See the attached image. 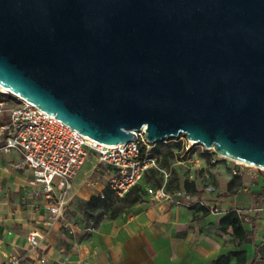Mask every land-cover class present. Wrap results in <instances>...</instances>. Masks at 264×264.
Masks as SVG:
<instances>
[{"label": "water", "instance_id": "95a60500", "mask_svg": "<svg viewBox=\"0 0 264 264\" xmlns=\"http://www.w3.org/2000/svg\"><path fill=\"white\" fill-rule=\"evenodd\" d=\"M0 87L99 144L264 170V0H0Z\"/></svg>", "mask_w": 264, "mask_h": 264}, {"label": "crops", "instance_id": "0c3cea01", "mask_svg": "<svg viewBox=\"0 0 264 264\" xmlns=\"http://www.w3.org/2000/svg\"><path fill=\"white\" fill-rule=\"evenodd\" d=\"M7 120L8 114L0 113V125ZM3 138L0 136V143ZM20 161L21 155L17 152L0 153V264H5L12 255L24 257L29 233L39 230L45 235V250L31 253L27 263L41 264L39 260L43 257L46 259L44 264H62L65 257L59 253L58 242L76 237L83 229L76 219L69 216L73 201L80 198L86 202L98 196L86 186L97 163L80 179L82 170L79 172L69 192L66 217L77 228V232L71 235L59 226L49 228L44 225L47 211L42 187L34 184L31 174L13 168ZM104 173L109 181L112 171L105 168ZM33 192L41 198L27 200L26 197L30 198ZM259 196L263 198L264 192ZM146 198L151 199L149 196ZM217 205L214 203V206ZM236 206L232 205L229 210L239 209ZM222 216L213 212L204 216L201 211L199 216L194 217L188 209L178 210L165 202L153 204L142 200L116 219H104L83 246L66 254L69 259L67 264H212L220 256L239 248L246 251L250 261L253 245L239 247L231 230L222 232L219 226ZM262 239L263 236H258L257 241Z\"/></svg>", "mask_w": 264, "mask_h": 264}, {"label": "built area", "instance_id": "2783aa9c", "mask_svg": "<svg viewBox=\"0 0 264 264\" xmlns=\"http://www.w3.org/2000/svg\"><path fill=\"white\" fill-rule=\"evenodd\" d=\"M2 94L13 96L9 92H3L0 87V96ZM12 98L15 101L6 96L0 98V113L8 114L7 122L0 125V136L4 137L0 151L6 154L19 153L21 161L13 168L31 174L34 184L42 187L47 211L44 221L46 227L59 226L62 231L71 235L77 232L76 225L66 217L70 199L68 195L73 182L92 155L97 157L94 168L101 166L112 171L108 185L119 198H123L131 189L141 184L150 170L162 171L159 166L160 157L152 154L156 144L147 140L144 130L136 132L132 142L107 146L87 139L35 105L16 96ZM186 143L192 144L188 139ZM235 163L233 176L243 177V166L247 165ZM145 189L147 196L156 203L165 202L176 208L195 203L194 195L185 189L171 192L166 184L160 187L147 186ZM235 210L244 222L248 221L243 211ZM212 212L221 213L218 209H213ZM27 240L26 255L15 256L7 264H25L31 253L44 252L45 235L40 230L29 233ZM39 261L41 264L46 263L43 257Z\"/></svg>", "mask_w": 264, "mask_h": 264}, {"label": "rangeland", "instance_id": "374dc122", "mask_svg": "<svg viewBox=\"0 0 264 264\" xmlns=\"http://www.w3.org/2000/svg\"><path fill=\"white\" fill-rule=\"evenodd\" d=\"M2 95L13 97L6 94ZM186 139L184 137V139L167 140L164 142L165 144L160 146L162 158H160L159 166L162 171L155 170V173L148 174L147 186L157 187L166 184L167 189L174 192L183 188L185 182L195 181L198 188V192L193 194L195 203L192 202L194 204L188 207L177 208L178 210L188 209L196 217L201 214L203 205L211 207L212 210L218 209L222 216L232 205L236 204V207L247 215L246 227L250 229L251 225L256 224L258 236L262 237L264 235V197L261 198L259 195L264 192V170L243 166L245 175L243 177L233 176L232 170L236 166L234 160L226 159L213 150H206L202 145L187 144ZM3 144L4 138L0 147ZM0 153L6 154L1 151ZM96 163L97 157L92 155L82 168L79 179L85 173L90 172ZM104 169L101 166L96 168L86 183V186L94 194H101V190L108 184ZM146 197V195L143 196L144 201L157 204ZM26 198L32 200L41 197L38 193L33 192L30 194V198ZM84 202L85 200L80 198L75 199L72 203L73 208L68 211L69 216L76 219V223L83 229L76 237H67L58 242L59 253L65 257L62 264L69 262L67 253L69 254L71 250L83 246L84 242L88 241L96 231L92 228V222L86 219L81 210V204ZM214 203H218V205L214 206ZM15 256L23 257L21 255L9 256L5 264ZM25 264L28 263L25 262Z\"/></svg>", "mask_w": 264, "mask_h": 264}, {"label": "trees", "instance_id": "16d2710c", "mask_svg": "<svg viewBox=\"0 0 264 264\" xmlns=\"http://www.w3.org/2000/svg\"><path fill=\"white\" fill-rule=\"evenodd\" d=\"M0 98H4V96H0ZM8 98L15 101L12 97ZM163 144L165 143L156 144L152 149V154L162 158L160 146ZM150 173H155V170H150L146 174L143 182L131 189L123 198L117 197L109 185H107L102 195L93 196L90 200L82 203L81 210L86 219L89 222H92V228L96 230L104 219L114 220L133 205L142 202L143 196H147L145 188L147 186V177ZM160 186L161 185H158V187ZM181 189H185L192 194L198 192L195 181L185 182L184 187ZM201 211L204 216H207L212 212V209L208 206L202 205ZM219 226L220 230L224 233L231 230L232 236L239 243V247L243 244H252L253 255L249 261L246 251L239 248L236 251H230V253L220 256L212 264H264V235L262 241L260 240V242H258V231L255 224L248 229L246 227V222L241 219L238 212L235 209H231L223 214ZM233 259L234 262H232Z\"/></svg>", "mask_w": 264, "mask_h": 264}, {"label": "bare ground", "instance_id": "6f19581e", "mask_svg": "<svg viewBox=\"0 0 264 264\" xmlns=\"http://www.w3.org/2000/svg\"><path fill=\"white\" fill-rule=\"evenodd\" d=\"M1 90H2L3 92H7V90H6V89H4V88H2V87H1Z\"/></svg>", "mask_w": 264, "mask_h": 264}]
</instances>
